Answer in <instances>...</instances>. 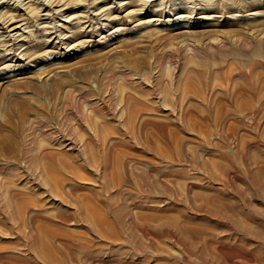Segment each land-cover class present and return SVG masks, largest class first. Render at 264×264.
<instances>
[{
  "label": "rangeland",
  "instance_id": "1",
  "mask_svg": "<svg viewBox=\"0 0 264 264\" xmlns=\"http://www.w3.org/2000/svg\"><path fill=\"white\" fill-rule=\"evenodd\" d=\"M263 233L264 0H0V264H264Z\"/></svg>",
  "mask_w": 264,
  "mask_h": 264
},
{
  "label": "bare ground",
  "instance_id": "2",
  "mask_svg": "<svg viewBox=\"0 0 264 264\" xmlns=\"http://www.w3.org/2000/svg\"><path fill=\"white\" fill-rule=\"evenodd\" d=\"M42 2V1H41ZM43 3V2H42ZM18 27V26H17ZM5 45V44H4ZM128 97V96H127ZM126 97V98H127ZM134 100V99H133ZM126 101V100H125ZM125 103V102H124ZM133 104V103H132ZM136 104V103H135ZM15 106L16 105H13L12 107L13 108H15ZM136 106V105H135ZM138 106V105H137ZM23 121H24V119H23ZM25 121H26V118H25ZM25 123H27V122H25ZM39 134V133H38ZM49 134V133H48ZM26 136H27V134H25ZM75 135V134H74ZM24 136V135H23ZM93 137V136H92ZM63 139V138H62ZM23 140V139H22ZM25 140V139H24ZM64 141H63V147L64 148H66V149H73V147H74V143H72L73 141H69V139H63ZM76 140H78V139H76ZM62 141V140H61ZM28 142V141H27ZM78 142H80V141H78ZM74 144V145H73ZM28 145V144H27ZM54 145V144H53ZM58 145V144H57ZM26 146V145H25ZM62 146V145H61ZM60 146V147H61ZM80 146V145H79ZM52 147V146H51ZM24 148V147H23ZM57 148V147H56ZM64 148H63V151H65L64 150ZM75 148V147H74ZM79 148V147H78ZM51 149V148H50ZM76 149V148H75ZM24 150H26V148L24 149ZM58 150V149H57ZM61 150V149H60ZM59 151V150H58ZM67 151V150H66ZM70 151H72V150H70ZM81 151V150H80ZM25 152H27V150L26 151H24V155H25ZM31 152V151H30ZM33 154V153H32ZM65 154V153H64ZM63 154V155H64ZM21 155V154H20ZM29 157L31 158V157H33V156H31V154L29 155ZM26 158V157H25ZM24 158V159H25ZM34 159H36V161H39V162H43L44 160L45 161H49L50 163H52V164H55V162H56V160L57 161H59L60 162V167H61V169L63 168V169H66V164H64L65 163V161H63V160H60V158L58 157V152L56 151V150H47V151H43V153H41L40 155H39V157H35ZM62 161H63V163H62ZM88 162V161H87ZM30 163V162H29ZM46 164H48L47 162H45ZM44 163V164H45ZM49 163V164H50ZM57 164H59V163H57ZM42 165V164H41ZM51 165V164H50ZM38 166H40V165H38ZM43 166V165H42ZM46 166H48V165H46ZM52 166V165H51ZM53 166H55V165H53ZM59 166V165H58ZM67 166H69V165H67ZM44 167V166H43ZM45 168H47V167H45ZM51 169H53L52 167H50ZM43 169V168H42ZM41 170V169H40ZM60 170V169H59ZM67 170H68V168H67ZM42 173V172H41ZM51 173H55L54 171L52 172V170H51ZM43 177V176H42ZM47 177V176H46ZM49 178V177H48ZM51 178V177H50ZM58 179V178H57ZM47 186L49 185L48 184V182H47V180H46V178H45V181H43ZM50 182V181H49ZM98 184V183H97ZM64 185V184H63ZM63 187V186H62ZM46 191V190H45ZM91 192V201H92V206H93V208H91L89 211H90V218L92 219V220H94V221H99V222H101V221H107V222H110V223H114V224H119V222H120V225H123V223L124 222H122L121 220H120V218L115 214L116 213V211L114 212V213H112V210H110L109 209V206L107 205V204H105L104 202H102L103 200H102V197H101V195L99 194V193H97V192H92V191H90ZM53 195V194H52ZM49 196H50V194H49ZM54 197V196H53ZM53 197H51V199L53 198ZM54 199V198H53ZM56 200V199H55ZM80 206V205H79ZM78 206V207H79ZM91 206V207H92ZM87 207V206H86ZM118 211V210H117ZM74 213H76V212H74ZM114 215H116L117 216V218L115 219V217H114ZM120 216H122V215H120ZM90 218L88 217V220H90ZM87 220V219H86ZM244 221V220H243ZM229 222V221H228ZM257 224V223H256ZM69 225V224H68ZM202 225V224H201ZM122 227V226H121ZM92 229V228H91ZM235 229V228H234ZM128 232V231H127ZM128 234V233H127ZM264 234V233H263ZM240 235V234H239ZM128 236V235H127ZM263 243V242H262ZM214 248V247H213ZM146 252V251H145ZM262 251H261V249H256V251H255V255H257L258 257H261V259L260 260H263V256H262V253H261ZM145 255V254H144Z\"/></svg>",
  "mask_w": 264,
  "mask_h": 264
}]
</instances>
